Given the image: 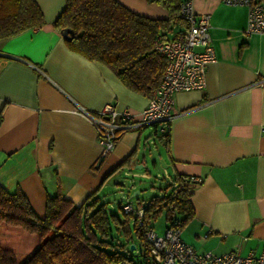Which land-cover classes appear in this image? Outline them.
<instances>
[{"label": "crops", "instance_id": "0c3cea01", "mask_svg": "<svg viewBox=\"0 0 264 264\" xmlns=\"http://www.w3.org/2000/svg\"><path fill=\"white\" fill-rule=\"evenodd\" d=\"M36 1L43 25L0 39V185L22 190L43 216L46 196L58 189L79 205L96 189L103 198L121 187L120 173L145 172L139 168L151 141L168 164L157 173L200 178L183 241L215 254L264 246V34H246L247 7L192 0L197 14L209 15L215 50L204 86L174 95L167 145L154 135L159 125H145L122 132L102 154L95 128L77 109L95 112L113 103L138 118L148 97L68 47L52 25L65 0ZM118 1L149 17L167 16L153 1ZM129 154L128 165L104 180Z\"/></svg>", "mask_w": 264, "mask_h": 264}, {"label": "trees", "instance_id": "16d2710c", "mask_svg": "<svg viewBox=\"0 0 264 264\" xmlns=\"http://www.w3.org/2000/svg\"><path fill=\"white\" fill-rule=\"evenodd\" d=\"M167 11L164 18L135 12L118 0H65L54 18L53 27L72 30L68 47L90 60L105 64L130 90L151 97L161 80L166 60L156 50L155 40L175 37L185 21L180 16L184 0H149ZM43 13L36 0H0V39L26 29L40 27ZM0 114V121H1ZM154 135L167 145L169 130ZM131 154L106 175L127 166ZM176 181L182 175L171 174ZM159 194L145 204L142 224L132 213L109 208L98 189L77 205L56 191L47 195L45 212L38 216L19 188L9 192L0 185V264H119L135 261L129 244L146 247L144 232L154 227L164 212L168 226L177 217L180 226L193 216V184L186 183L175 193L165 182ZM173 204V205H172ZM172 205V206H171ZM123 249H126L124 251Z\"/></svg>", "mask_w": 264, "mask_h": 264}, {"label": "built area", "instance_id": "2783aa9c", "mask_svg": "<svg viewBox=\"0 0 264 264\" xmlns=\"http://www.w3.org/2000/svg\"><path fill=\"white\" fill-rule=\"evenodd\" d=\"M222 2L227 5H245L246 34H264V0H222ZM180 16L185 24L175 37L163 39L158 36L154 42L156 50L165 58L166 64L158 87L148 98L138 118H135L127 108L118 110L113 103H106L95 112L83 107L77 109L79 114L95 128L102 154L111 151L121 133L128 129H139L145 125L156 124L160 126V130H163L173 115L174 95L178 91L201 89L204 86L206 66L215 58L209 32V15L197 14L193 9L192 0H184L181 3ZM129 174L149 177L146 172ZM157 175L172 188L173 193L186 183L194 185L200 182L199 177L192 175L184 176L183 181H176L166 170ZM127 197L126 193H121V198ZM121 208L126 213H132L137 218L138 225L142 224L145 204L134 207L127 200L121 204ZM180 232V221L173 216L171 223L164 228L162 234H158L154 227H147L144 232L146 241L144 251L136 247L133 251L140 255V259L124 260L119 264H264V246L247 253L234 250L221 254L211 251L199 252L183 241Z\"/></svg>", "mask_w": 264, "mask_h": 264}, {"label": "rangeland", "instance_id": "374dc122", "mask_svg": "<svg viewBox=\"0 0 264 264\" xmlns=\"http://www.w3.org/2000/svg\"><path fill=\"white\" fill-rule=\"evenodd\" d=\"M146 156H145V164L143 167L139 168V170L145 171L149 177H142V176H131L130 174L124 175L120 173L121 180L123 181L121 187L124 192H128L129 197L126 199L121 198V192L119 189L121 187H114L111 189L110 193L104 194L103 201H105L109 208H113L117 211L118 204H122L127 200L130 201L133 206H137L139 203L142 205L145 204L148 199L156 194L160 193L158 186L163 183L162 178L157 175V172H162L163 167L159 164V155L157 150L155 149V145L148 141L146 143ZM158 151L164 155V151L160 145H157ZM154 160V163H153ZM121 183V182H120ZM131 184L133 185L134 189L130 188ZM140 190L138 194L131 196L134 190ZM165 226V218L164 212L162 211L159 213L158 217L154 221V230L158 234H162L164 231ZM136 242V247L140 251H144V245L138 241ZM133 258L135 260L140 259V255L137 252H133Z\"/></svg>", "mask_w": 264, "mask_h": 264}, {"label": "water", "instance_id": "95a60500", "mask_svg": "<svg viewBox=\"0 0 264 264\" xmlns=\"http://www.w3.org/2000/svg\"><path fill=\"white\" fill-rule=\"evenodd\" d=\"M61 35H62V37L65 39V40H69V39H71V37H72V30L69 28V27H65V28H63L62 30H61ZM159 164L162 166V167H167L168 166V164H166V162L164 161V159L163 158H159ZM153 163H154V160H153ZM138 191V190H137ZM137 192H133L132 194H131V196H133V195H135ZM129 248H130V250L131 251H134V249H135V245L133 244V243H130L129 244Z\"/></svg>", "mask_w": 264, "mask_h": 264}]
</instances>
